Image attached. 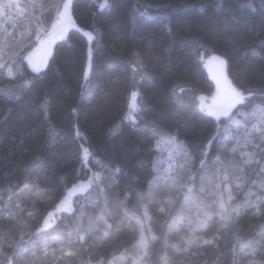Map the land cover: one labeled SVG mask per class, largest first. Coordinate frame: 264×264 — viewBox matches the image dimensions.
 <instances>
[{
    "label": "trees",
    "instance_id": "1",
    "mask_svg": "<svg viewBox=\"0 0 264 264\" xmlns=\"http://www.w3.org/2000/svg\"><path fill=\"white\" fill-rule=\"evenodd\" d=\"M64 1L0 0V264H264V0H73L90 53L70 31L35 74Z\"/></svg>",
    "mask_w": 264,
    "mask_h": 264
},
{
    "label": "water",
    "instance_id": "2",
    "mask_svg": "<svg viewBox=\"0 0 264 264\" xmlns=\"http://www.w3.org/2000/svg\"><path fill=\"white\" fill-rule=\"evenodd\" d=\"M106 3L100 5V9L105 7ZM70 31L80 32L88 42V53L91 50V43L95 36L89 31H83L75 24L72 16V6L70 0H65L61 8L58 20L53 24L52 30L41 39L33 48L28 60L25 61L29 70L35 74L44 72L51 58L55 53L56 46L63 41ZM209 82L213 86V95L206 106V114L209 118L219 123L221 120L229 118L242 103V92L233 84L227 73V63L217 55H211L204 61ZM85 154L88 150L85 149ZM87 161V159H86ZM90 188V183L86 182L85 187H80L79 192H86ZM76 193L75 185L71 186L63 201L56 205L55 211L47 214L43 220V227H47L50 219L56 216L59 208L64 204L68 195Z\"/></svg>",
    "mask_w": 264,
    "mask_h": 264
},
{
    "label": "rangeland",
    "instance_id": "3",
    "mask_svg": "<svg viewBox=\"0 0 264 264\" xmlns=\"http://www.w3.org/2000/svg\"><path fill=\"white\" fill-rule=\"evenodd\" d=\"M64 2H65V1H64ZM64 2H63V3L60 5V7H59V14H60V10H61L62 6L64 5ZM59 14H58V15H59ZM31 51H32V49H31ZM31 51H30V52L28 51L27 54H25V56H23L25 60H28ZM208 103H209V102H208ZM208 103H207V104H208ZM86 182L91 183L92 181H91L90 179H88L87 181L80 183V184L77 186L76 190L79 191V188H80V187H83V188H84L85 185H86ZM81 192H83V191H81ZM66 203H67V204L64 205V206H62V208H63V209H70V207H71V201L68 202V198L66 199Z\"/></svg>",
    "mask_w": 264,
    "mask_h": 264
},
{
    "label": "flooded vegetation",
    "instance_id": "4",
    "mask_svg": "<svg viewBox=\"0 0 264 264\" xmlns=\"http://www.w3.org/2000/svg\"><path fill=\"white\" fill-rule=\"evenodd\" d=\"M73 2V0H71Z\"/></svg>",
    "mask_w": 264,
    "mask_h": 264
}]
</instances>
